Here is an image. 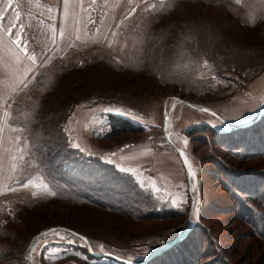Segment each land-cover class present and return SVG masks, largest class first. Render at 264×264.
<instances>
[{
	"label": "rangeland",
	"instance_id": "1",
	"mask_svg": "<svg viewBox=\"0 0 264 264\" xmlns=\"http://www.w3.org/2000/svg\"><path fill=\"white\" fill-rule=\"evenodd\" d=\"M117 2L84 11L86 25L76 35L67 29L63 42L60 35L39 55L40 69L13 97L9 118L18 131L19 171L13 190L0 197V225L25 214L33 227L10 229L27 241L34 229L71 222L93 251L80 236L57 230L36 236L25 252L21 247L20 253L29 251L26 264H121L108 254L147 263L190 224L177 244L198 228L194 234L204 251L195 256L197 264H264V236L240 220L226 186L228 174L264 169V156L249 157L264 153L256 140L264 124L254 122L264 114V0H172L170 7L160 0H121L129 10L107 8ZM166 59L178 61L166 65ZM57 69L62 75L53 82L48 75ZM65 70L71 75L65 77ZM186 102L212 109L223 121ZM109 114L144 131L111 136ZM41 123L58 136L45 137ZM65 149L69 155L58 169L53 155ZM178 149L188 156L195 181ZM154 152L157 170L145 160ZM64 166L71 167L80 191L112 186L135 216L93 202L70 204L53 187L69 181ZM254 202L264 216L263 203ZM151 210L157 218H139ZM7 242L20 247L18 240ZM190 242L184 249L192 255Z\"/></svg>",
	"mask_w": 264,
	"mask_h": 264
},
{
	"label": "crops",
	"instance_id": "2",
	"mask_svg": "<svg viewBox=\"0 0 264 264\" xmlns=\"http://www.w3.org/2000/svg\"><path fill=\"white\" fill-rule=\"evenodd\" d=\"M104 1L112 5L114 0H0V197L18 178L19 167L13 169L12 166L18 163L20 151L17 126L12 125L10 116L5 117L4 113H10L13 97L40 69L39 55L59 42L61 33L60 42H63L67 29L70 31L73 27L75 35L78 34V28L87 21L82 13L104 11ZM117 1L115 6L107 5V8L130 9L129 4ZM17 39L19 44L14 43ZM33 55L35 61L30 59ZM145 160L152 162L157 170L156 152Z\"/></svg>",
	"mask_w": 264,
	"mask_h": 264
},
{
	"label": "trees",
	"instance_id": "3",
	"mask_svg": "<svg viewBox=\"0 0 264 264\" xmlns=\"http://www.w3.org/2000/svg\"><path fill=\"white\" fill-rule=\"evenodd\" d=\"M158 61L159 60H157V67L160 68L162 65L161 64L159 65ZM177 61L178 60L166 59V65H171ZM58 71L59 70L57 69V73L49 74L48 78L52 79L53 82L55 80L57 81L58 78L62 75L61 74L62 72L58 73ZM63 73L65 77L71 75V73H69L67 70L63 71ZM48 90L50 91V86ZM254 122L255 124H258V123L264 124V114L259 119L256 118ZM108 124L110 127L111 136H114V137L119 136L123 133H141L144 131V126L140 124H136L128 118L118 116L115 114L108 115ZM39 126L44 131L45 137L49 133H51L52 136H53V133L55 134V136H58L59 134V132L56 131L52 125H50L47 128H44L41 123ZM257 126L258 125H255L253 127L256 128ZM256 140L260 142V146H262L263 147L262 149H264V131H263V134H261L260 138H256ZM52 142H54V140H52ZM232 142L233 141L231 140L229 144H231ZM65 151H66V154L59 155L55 153V155H53V158L56 160L55 161L56 168L58 169H61L63 167L62 159L69 155V152L66 149ZM237 154L240 155L239 153ZM256 155L257 157H262L264 156V153L262 154V152L257 151V152H254L249 157L256 156ZM60 158L62 159L60 160ZM90 160L91 161L94 160L96 163H98L96 159H90ZM64 168L67 171V174L69 176V181H65L64 183L62 182L63 185H59V183H55L56 186L53 185V187L55 189V192L59 196L69 198L71 200L70 204L75 203L78 205H89L90 203L88 202H93V203H97L103 208H106V210H108L109 212L122 214V215L125 214L131 217L135 216L129 212L130 207L129 208L126 207V203L124 202L126 199L125 196L122 197L120 195H115L116 192L114 188H112V186L110 188H106V187H97L95 189L91 188L87 192L80 191L78 187L77 177L73 174L74 172L71 170V167L69 168V167L64 166ZM109 171H110V168H109ZM238 173L240 175L237 176ZM227 176H228L227 179L230 180V182L227 180L226 186L227 188H229V186L231 187L229 189L230 198L233 199L237 207L239 206V208H235V209L239 210L240 220L243 221L246 218V222H248L250 226L255 229L256 233L264 236V216L258 212L262 209V206L258 207L257 203L254 202V200H258V201H261L264 205V169L262 170V169L249 168L244 171H239L234 175L228 174ZM78 178L80 180H83L79 176ZM192 180L191 178H189V183H191ZM83 185H87V183L82 182V186ZM192 196L194 195L192 194ZM74 199L77 201L75 202ZM248 201L250 202V204ZM133 210L138 212L139 209L136 206H134ZM139 214H141V216L139 217L140 219L142 217L157 218V211L151 210V211L143 212ZM24 215L25 214H22V216H19L15 220L8 219L9 221L6 222L3 226L0 225V264H26L27 263L26 255L23 254V251L20 253L21 251L20 249L21 247H24L23 249L25 252L30 241H32L42 231L41 230L37 231L38 230L37 228L29 232L27 234L28 236L27 239L28 238L29 239L28 240L26 239L27 241H25V236L23 234L18 235L17 233L11 232L10 227L11 228L18 227L20 229V227L22 226L23 230L30 229L31 226L33 227L34 222L30 220L26 221V219L24 218ZM53 227H57V226H51L50 228H53ZM58 227H64L69 230L75 231L79 234L81 233L77 229H75L74 224L71 222H67L66 225H59ZM196 231H198V228L195 229L194 232H192L189 235L188 240H187V242L192 241V243L190 242L192 244L191 249H193L192 255H190L189 253H187V251H185L184 244L187 242L186 240H184L185 242L182 241L179 244H177L174 248H172L171 250H166L156 255L155 257L150 259L149 262L139 263V264H197V262H200V261L196 260V257L199 259L203 255L204 248H202L201 242L197 243V237L194 234ZM10 239L18 240L20 243V247H16V248L11 247V242H7V240H10ZM174 254H176V256H173ZM90 255L93 256L92 254ZM178 255L179 257H177ZM14 257H16L17 260L19 259V262H13L12 260H9V258H14ZM186 258L188 262H186L187 261ZM110 259L114 261H119L117 258H113V257H110ZM119 263L124 264V262L122 261H119ZM228 263L229 262H218L217 264H228Z\"/></svg>",
	"mask_w": 264,
	"mask_h": 264
},
{
	"label": "water",
	"instance_id": "4",
	"mask_svg": "<svg viewBox=\"0 0 264 264\" xmlns=\"http://www.w3.org/2000/svg\"><path fill=\"white\" fill-rule=\"evenodd\" d=\"M184 102H185V101H184ZM186 104H187L188 106H191L192 108H195V109L201 111V112H205V113L212 114V115L216 116L217 118H219L220 120L223 121V119H222V118H221V117H220L215 111H213L212 109H209L208 107L198 106V105H196V104H192V103H189V102H186ZM203 109H207V111H204ZM263 112H264V110H262V111L260 112L259 115H262ZM178 151H179V153L181 154V156H182V158H183V162H184L186 168L189 169V165H191V164H190V162H189L188 160H187V163H186V159H187L186 155L184 154V152H183L182 150L178 149ZM192 172H193V171H192V170L190 171V169H189V173L191 174ZM191 175H192V174H191ZM193 209H194V203L192 204V210H193ZM191 228H192V226H191V224H190V225L188 226V228H187L182 234H180L179 236H177L173 241L169 242L168 244H166V245L163 246L162 248H159V250L156 251V252H154V254L151 255L149 258L152 259V258L155 257L156 255H158V254H160V253H162V252L168 250L170 247H172L173 245L177 244L179 241L183 240V239L188 235V233H189V231L191 230ZM50 229L64 230V231L71 232L72 234H75V235H77V236H80V237H81V238L87 243V245H88V247H89V251H90L91 253H93L92 248H91V246H90L91 244H90L89 240H88L85 236H82L81 234H79V233H77V232H75V231L69 230V229H67V228H64V227H58V226H57V227H53V228H50ZM50 229H47L46 231L41 232L37 237L44 235V233H47V234L50 233V232H51V231H49ZM35 240H36V237L32 240L31 247H32L33 243L35 242ZM108 255H109L110 257L117 258L118 260H121V261L124 262V263L129 264V260L122 259V258L117 257V256L112 255V254H108ZM26 256H27V258H29V251L27 252ZM30 262H31V261H30ZM30 264H31V263H30ZM131 264H139V263H138V262H132V261H131Z\"/></svg>",
	"mask_w": 264,
	"mask_h": 264
},
{
	"label": "snow or ice",
	"instance_id": "5",
	"mask_svg": "<svg viewBox=\"0 0 264 264\" xmlns=\"http://www.w3.org/2000/svg\"><path fill=\"white\" fill-rule=\"evenodd\" d=\"M66 2H67V0H66ZM237 2H239V0H237ZM160 5H161V7H165V5H167V6L170 7V6H172V0H160ZM150 7H155V5H150ZM251 22L252 23H255V18H253ZM61 36H63V33H61ZM14 43L19 44L20 43V40L17 39V40L14 41ZM30 59H32L33 61H35L36 57L33 55V56L30 57ZM203 110L204 111H207V109H203ZM105 111H113V109H105ZM115 111L117 112V114H122V115H126L127 114V113L123 112V110H120V109H117ZM4 115H5V117H7L9 115V113L5 112ZM0 131H2V129H0ZM185 143H187L186 140H185ZM75 147L79 148L80 146L77 144V145H75ZM186 163H187V159H186ZM12 167H13V169H15L16 165L13 164ZM189 169L191 171V165H189ZM191 174L194 176L195 175V172L193 171ZM28 186H29L28 184H25L24 185V187H28ZM42 187H46V186H42ZM12 190L13 189H9V191H12ZM54 194L55 193H52V195H54ZM49 231H51V232H57V230H55V229H50ZM57 234H58V232H57ZM44 235H47V233H44ZM101 247H103V246H101ZM129 264H131V261H129Z\"/></svg>",
	"mask_w": 264,
	"mask_h": 264
},
{
	"label": "built area",
	"instance_id": "6",
	"mask_svg": "<svg viewBox=\"0 0 264 264\" xmlns=\"http://www.w3.org/2000/svg\"><path fill=\"white\" fill-rule=\"evenodd\" d=\"M189 170V169H188ZM191 175V174H190ZM192 176V179H194V176L193 175H191ZM194 181H195V179H194Z\"/></svg>",
	"mask_w": 264,
	"mask_h": 264
}]
</instances>
